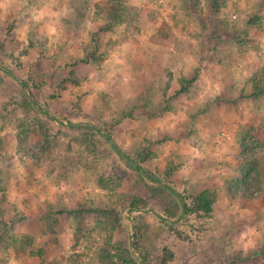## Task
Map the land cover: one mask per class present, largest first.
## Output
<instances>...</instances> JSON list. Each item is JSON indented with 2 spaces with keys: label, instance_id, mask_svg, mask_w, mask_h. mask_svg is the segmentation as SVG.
<instances>
[{
  "label": "rangeland",
  "instance_id": "obj_1",
  "mask_svg": "<svg viewBox=\"0 0 264 264\" xmlns=\"http://www.w3.org/2000/svg\"><path fill=\"white\" fill-rule=\"evenodd\" d=\"M0 188V264H264V0H0Z\"/></svg>",
  "mask_w": 264,
  "mask_h": 264
},
{
  "label": "trees",
  "instance_id": "obj_2",
  "mask_svg": "<svg viewBox=\"0 0 264 264\" xmlns=\"http://www.w3.org/2000/svg\"><path fill=\"white\" fill-rule=\"evenodd\" d=\"M191 82H187V84L189 85ZM186 91H188L187 88H183V90L180 92V94L182 93H186ZM69 126L70 127H75L74 123L72 121H69ZM79 127V126H77ZM107 139L111 142V136H107ZM113 146V150H115V152L117 154H119L121 157H123L124 159H128V157L122 152V150L116 145V144H112ZM136 168L139 171H142V167L141 166H136ZM177 197H180V195L175 192L173 189L169 188ZM1 190V188H0ZM191 199L189 201V203H185L182 201V209L185 211V213L188 214H200V213H204L206 215H210V213L212 212L213 209V203L215 201V196L208 192H202L198 195L195 196H190ZM92 210L91 208H80V210H65L62 211L63 214H66L68 216L74 217V218H85L88 215H90L92 212L90 211ZM19 223V220H16V218H12L10 221L6 219V213H4L3 211H0V249L6 248V249H10L13 248L14 250L18 252L20 251H25V246L27 245V241L30 240V237L28 235H17L15 234L13 228L15 227V224ZM142 251V250H140ZM130 256H131V252L130 250L127 251ZM143 252V251H142ZM127 253V254H128ZM40 255H42L40 253ZM172 252L168 249V248H164L163 250V257H162V261L161 264H167L169 261L172 260L173 256H172ZM122 260L124 262V264H133V261H131V259H129L130 257L126 258L123 254H122ZM128 256V255H127ZM144 261L147 264H150V262H148L149 260L146 258L147 254L145 255V253L142 254Z\"/></svg>",
  "mask_w": 264,
  "mask_h": 264
},
{
  "label": "crops",
  "instance_id": "obj_3",
  "mask_svg": "<svg viewBox=\"0 0 264 264\" xmlns=\"http://www.w3.org/2000/svg\"><path fill=\"white\" fill-rule=\"evenodd\" d=\"M205 81H206V80H202L201 83H202V82H205ZM205 83H206V82H205Z\"/></svg>",
  "mask_w": 264,
  "mask_h": 264
}]
</instances>
